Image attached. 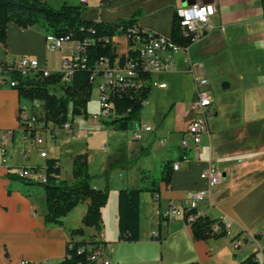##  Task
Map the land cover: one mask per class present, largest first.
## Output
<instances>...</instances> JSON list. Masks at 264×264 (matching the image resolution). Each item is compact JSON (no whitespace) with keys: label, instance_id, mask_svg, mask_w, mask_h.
Returning <instances> with one entry per match:
<instances>
[{"label":"crops","instance_id":"0c3cea01","mask_svg":"<svg viewBox=\"0 0 264 264\" xmlns=\"http://www.w3.org/2000/svg\"><path fill=\"white\" fill-rule=\"evenodd\" d=\"M48 2L56 8L65 3L82 4L80 0ZM192 3L216 7L210 19L213 28L188 49L163 54L176 64L171 71L152 75L153 81L166 87H152L139 125L152 124L155 130L141 131L140 138H136V130H115L109 121L91 123L90 116L100 110L99 78L97 110L91 111L89 102L88 115L74 116L71 131L55 127L59 143L53 141L49 130L45 135L48 156L42 158L33 139L18 130L19 110L25 108L22 112L30 114L41 102L24 101L17 89L0 88V129H16L9 144V163L0 161V264H16L21 259L60 262L70 242H88L98 233L96 226L83 223L89 199L74 207L62 223L46 222L43 184L9 173V168L43 166L48 158H56L60 178L72 181L74 157L81 153L88 154L93 175L105 173L113 160L126 162L111 170L109 199L102 208L100 229L114 248L108 257L111 264H242L251 254L264 264V0H88L82 17L114 22L142 10L139 25L169 37L174 13ZM47 35L43 24L22 29L9 22L7 44L0 42V62L30 57L39 61L41 69L60 72L64 58L76 51L77 43L68 41L63 50H49ZM114 44L119 55L125 53L126 35L115 36ZM188 60L204 64L213 98L214 114L209 132L202 138L199 160L194 159L190 147H182L184 138L192 145L186 129L197 97ZM56 88L60 89L58 85ZM47 127L54 128L53 123ZM183 155L189 161H183L174 171L170 184L161 182L159 200L149 191L141 193L140 240L119 241V190L142 187L143 171L154 172L163 162L174 159L176 163ZM211 163L223 171L224 177L210 188L209 200L200 202L198 208L221 220L227 234L196 239L184 218L168 221L162 213L171 205L185 204L195 190L208 188L201 173ZM92 183L103 189L106 179L99 177ZM81 227V234H73Z\"/></svg>","mask_w":264,"mask_h":264},{"label":"trees","instance_id":"16d2710c","mask_svg":"<svg viewBox=\"0 0 264 264\" xmlns=\"http://www.w3.org/2000/svg\"><path fill=\"white\" fill-rule=\"evenodd\" d=\"M85 4H63L56 8L48 0H0V42L7 44L8 24L14 21L22 29H28L36 24H43L47 34L59 37H69L71 41H77L82 45L78 56L72 57L73 73L69 83H62L60 73H52L43 76L42 71L36 74L12 72V77L18 82L13 88L17 89L23 99L31 102L40 101V107L34 109L38 114V120L46 128L49 122L53 123L51 131L55 127L72 122L73 117L80 114L88 115L87 106L92 99L95 79L93 78L98 67L107 62L110 67L118 64L126 67L134 63L136 76L133 80H143L141 88H114L111 101L116 109V117L107 122L115 130L138 131L145 101L149 98L152 86V75L145 71L141 64L139 49L135 48L140 39L147 42L150 33L139 25L143 14L142 10L135 11L131 16L121 18L118 21H94L82 17L86 10ZM181 17L178 12L173 15L171 40L179 46L190 45V39L181 33ZM126 35L128 40L127 51L121 55L116 52L114 37ZM56 85L60 86V91ZM34 135V132L32 133ZM147 151L141 152L146 154ZM122 159L110 162L108 170L101 175H93L89 171L88 154L81 153L74 157L72 181L60 178V165L56 158H48L45 165L26 167L35 172H43L46 180L43 184L47 200L46 222L62 223V218L67 215L81 201L89 199L90 204L83 218L85 226H96L98 231L103 222L102 208L107 204L110 194V172L113 169L124 166ZM126 163V162H125ZM174 159H169L160 165L156 171H143L142 187L122 188L118 192L119 213V241L138 242L140 240V202L141 193L149 191L153 195L159 193L161 182L170 184L174 173ZM12 177L15 174L9 172ZM99 177L106 179L103 189L93 185V180ZM22 179V178H21ZM185 221L195 215L190 223L193 235L196 239L207 240L219 238L227 234L223 222L212 218L207 214H198L197 209L187 208L184 211ZM221 224L220 230L215 226ZM73 234H81L83 228L74 229ZM95 236L86 242H76L68 248L69 258H64L56 264H98L89 258V252L81 251V247L89 243L97 244ZM158 240L161 238L157 237ZM242 264H260L256 254H251Z\"/></svg>","mask_w":264,"mask_h":264},{"label":"built area","instance_id":"2783aa9c","mask_svg":"<svg viewBox=\"0 0 264 264\" xmlns=\"http://www.w3.org/2000/svg\"><path fill=\"white\" fill-rule=\"evenodd\" d=\"M82 4H86L88 0H80ZM181 17V33L184 37L190 39V43L199 41L207 34L213 27L210 26V19L216 13V7L213 4H200L192 3L179 12ZM150 33V39L147 42H142L140 39L136 42L135 48L139 49L141 64L145 71L151 73V75L161 72L171 71L175 66V61L172 57H166L163 54L170 53L174 54L181 50L188 49V46H179L174 43L170 36H163ZM71 41L67 37H59L53 34L46 36L47 48L49 50H63L66 42ZM77 49L73 51L70 56L64 58L62 62V68L60 73L62 75V83H69L73 73V67L71 64L72 57L78 56L82 45L77 42ZM188 72L192 73L197 84V97L192 102V110L194 112L193 117L190 119L187 125L186 132L190 136L192 145H189V140L183 139L182 147L187 149L191 148L194 153V159L199 160L201 154V142L203 135L209 132V123L213 117V98L208 90L209 80L206 77L203 63H193L188 60ZM135 64L129 63L126 67H120L118 64L110 67L107 62L101 64L97 72L94 75L95 81L101 79L99 83L100 90V110L90 116V121L93 124L99 123L100 121H111L116 117V109L111 101V94L114 88H135L139 89L143 86V80H133L136 76ZM22 72L25 74H36L38 71H42L43 76L51 75L52 72L48 69H41L39 61L30 57H21L18 59L8 60L0 62V88L11 87L17 85V81L12 77V72ZM151 86L166 87L165 83L158 81H150ZM21 108L18 113V130L22 133L25 138L33 139V143L38 149L42 158H47L48 153L46 149V133L51 130L49 127H43V124L38 120V114L30 111V118H22ZM59 129L71 131L72 123L67 122L62 126H58ZM155 126L148 123H141L140 131H137L136 138H140L141 131H153ZM34 132V135L32 134ZM52 139L55 143H59L60 138L58 135L51 131ZM16 133L15 128H9L6 130L0 129V161L3 165L9 163V144L13 140ZM183 161H189L187 155H183L179 161L174 163V171L179 170L182 166ZM30 168V167H29ZM29 168H9V172L15 174L17 178H22L28 181H45L46 177L43 172H35ZM202 179L207 183L208 188L198 189L191 193L189 199L185 204L181 206L171 205L169 208L164 210L162 217L168 221H174L177 218H184V211L187 208L197 209L198 214H202V211L198 208V204L202 201L209 200L210 188L214 187L223 180L224 174L215 163H211L202 173ZM154 198L160 199V193H155ZM195 219V215L189 217V225ZM221 224L218 223L215 226V230H220ZM97 244H88L81 247V251L89 252V258L94 257H110L113 253V244L106 241L104 232L101 230L95 236ZM74 241L70 242L68 248L73 245ZM68 253L65 258H69ZM57 262L52 259H43L39 262H32L27 259H21L16 264H56Z\"/></svg>","mask_w":264,"mask_h":264},{"label":"rangeland","instance_id":"374dc122","mask_svg":"<svg viewBox=\"0 0 264 264\" xmlns=\"http://www.w3.org/2000/svg\"><path fill=\"white\" fill-rule=\"evenodd\" d=\"M49 53H50V55H52L53 52H49ZM95 82L96 83H95V87L93 89L92 99H91L90 104H89V108H90L91 111H96L97 110V105H98V91H97L98 79ZM58 87H60V86L58 85ZM57 90L60 91V89H58V88H57ZM160 96H161V94H160ZM161 98H163V97H161ZM26 100L27 99H24V101H26Z\"/></svg>","mask_w":264,"mask_h":264},{"label":"bare ground","instance_id":"6f19581e","mask_svg":"<svg viewBox=\"0 0 264 264\" xmlns=\"http://www.w3.org/2000/svg\"><path fill=\"white\" fill-rule=\"evenodd\" d=\"M66 37L69 38L68 36ZM22 118H30V114H27L25 111H23ZM93 259L98 264H110L108 257H94Z\"/></svg>","mask_w":264,"mask_h":264}]
</instances>
